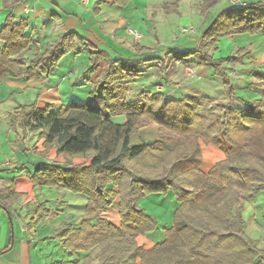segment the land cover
I'll return each instance as SVG.
<instances>
[{"label":"trees","instance_id":"16d2710c","mask_svg":"<svg viewBox=\"0 0 264 264\" xmlns=\"http://www.w3.org/2000/svg\"><path fill=\"white\" fill-rule=\"evenodd\" d=\"M20 2L3 0V6L13 8ZM26 27L25 20L13 22L11 11L0 26V81L48 76L77 45L89 53V66L81 75L90 84L86 101H71L56 111L49 104L39 108L33 102L15 112L21 140L40 129L38 138L45 150L55 146L58 155L90 158L89 164L70 168L37 164L32 174L33 186H62L87 196L80 224L66 225L54 234L69 254L88 252L79 264H245L257 258L264 263V250L245 234L240 208H234L239 196L250 199L264 191V85L261 99L242 107L207 96L169 98L162 91L140 90L135 98L127 97V83L149 68L155 67L156 76L162 78L175 63L197 62L221 75L224 92L231 98L233 87L224 63H239L245 51L238 49L226 58H214L210 51L225 35H264V3L221 10L201 30L197 47L170 49L166 57L105 58L101 69L103 52L76 32L62 34L27 60L24 53L32 40ZM121 112L123 123L109 119ZM152 123L158 126L157 137L144 141L139 130ZM199 139L225 154L207 173L200 169ZM167 191L178 202L173 224L161 242L144 249L136 237L152 232L157 221L138 201ZM116 196L119 227L101 217ZM34 211L36 220L48 212L42 205ZM95 251L96 263L91 256Z\"/></svg>","mask_w":264,"mask_h":264},{"label":"crops","instance_id":"0c3cea01","mask_svg":"<svg viewBox=\"0 0 264 264\" xmlns=\"http://www.w3.org/2000/svg\"><path fill=\"white\" fill-rule=\"evenodd\" d=\"M231 1L235 3L230 4ZM240 3H264V0H127L124 4L115 0H22L13 8L4 7L3 0H0V26L10 11L13 22H27L24 32L32 40L24 53L27 60L40 55L62 34L76 32L94 49L103 52L104 58L98 63L101 69L105 58L166 57L165 53L170 49L197 47L203 27L221 10ZM186 26H194L195 29L183 32L182 28ZM129 28L138 33V38L128 32ZM238 49L245 51L241 61L224 63L233 87L231 98L224 92L222 79L215 77L210 67L197 62L175 63L162 77L165 85L155 83L153 87L147 86V82L152 83L156 78L155 67L146 70L144 81H132L143 82L137 84L140 90L162 91L169 98L207 96L213 99L215 89H222L218 101L232 107H242L245 102L257 103L264 85V35H225L218 39L210 53L214 58H226L233 56ZM78 61L82 66L73 70V63ZM88 66V51H80L77 45L75 50L59 60L48 76L32 80L5 77L0 81V264H79L88 254L83 251L69 254L54 237L64 226L77 227L80 224L87 196L62 186H33L32 174L37 164L53 163L70 168L77 164L87 165L90 158L58 155L55 146L45 150L43 139L38 138L40 129L21 140V130L15 120V112L21 105L8 106L6 103L18 94H29L37 107L44 108L49 104L54 111L71 101L84 102L89 97L90 84L81 75ZM109 119L123 123L125 113ZM139 132L144 141H151L157 137L158 126L152 123ZM198 144L202 172L207 173L215 163L225 158L223 151L213 144L202 139ZM113 189L117 190V187ZM39 205L48 212L36 220L34 208ZM138 205L157 221L152 232L136 237L137 243L148 249L164 239L165 230L173 224L178 202L174 193L167 191L165 194H148L138 201ZM235 207L240 208L245 234L256 242L257 248L264 250V191L250 199L239 196ZM118 209L119 197L116 196L112 204L101 212V217L119 227ZM96 255L97 251L91 253L95 263ZM245 264L264 263L257 258Z\"/></svg>","mask_w":264,"mask_h":264},{"label":"rangeland","instance_id":"374dc122","mask_svg":"<svg viewBox=\"0 0 264 264\" xmlns=\"http://www.w3.org/2000/svg\"><path fill=\"white\" fill-rule=\"evenodd\" d=\"M231 3H235V2H230V4ZM172 5V3H170V6ZM200 7V6H199ZM217 11L219 10V9H216ZM202 11H203V9H202ZM212 20V19H211ZM207 25V24H206ZM187 29V31L186 32H189L190 30H194L195 29V27L194 26H186V27H183L182 29ZM183 32H185L184 30H182ZM73 65H74V68H73V70L75 69V70H79V68L82 66V63L80 62V61H78V63H73ZM211 71H212V73H214L215 74V77H217V78H221L222 79V77H221V75L219 74V73H217L216 71H214L212 68H209ZM146 75H143L141 78H139V79H144V77H145ZM144 81V80H143ZM182 81V80H181ZM223 81V80H222ZM135 83V84H134ZM143 84V82H141V81H131V82H128L127 83V85H128V88H129V91H131V92H127V94H128V99H132V98H135L136 97V94H137V92H139L140 91V88H139V86L137 85V84ZM155 83H161L162 85H165V81L163 80V78H160V77H157L156 76V78L152 81V83L151 82H147V86L148 87H153V85L155 84ZM182 83H184V82H182ZM153 89V88H152ZM214 89V88H213ZM155 90H156V88H155ZM150 91H151V88H150ZM222 92H223V90L222 89H220V90H216L215 89V92L213 93V99H211V100H219V98L222 96ZM197 97H199V96H197ZM33 102H35V100H32L31 98H30V95L29 94H24V95H21V94H18V97H15V98H11L10 100L8 99L7 100V105L8 106H11V105H13V104H15V105H24V104H30V103H33ZM54 109H56V108H54ZM57 109H59V107L57 108ZM216 111H220L218 108H216L215 109Z\"/></svg>","mask_w":264,"mask_h":264},{"label":"built area","instance_id":"2783aa9c","mask_svg":"<svg viewBox=\"0 0 264 264\" xmlns=\"http://www.w3.org/2000/svg\"><path fill=\"white\" fill-rule=\"evenodd\" d=\"M185 32L187 31V29H183ZM128 32L131 34V35H133L135 38H138V33L135 31V30H133V29H131V28H129L128 29Z\"/></svg>","mask_w":264,"mask_h":264},{"label":"bare ground","instance_id":"6f19581e","mask_svg":"<svg viewBox=\"0 0 264 264\" xmlns=\"http://www.w3.org/2000/svg\"><path fill=\"white\" fill-rule=\"evenodd\" d=\"M160 206V205H159Z\"/></svg>","mask_w":264,"mask_h":264}]
</instances>
